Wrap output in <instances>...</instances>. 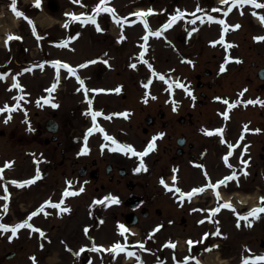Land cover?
<instances>
[{
	"label": "rangeland",
	"instance_id": "rangeland-1",
	"mask_svg": "<svg viewBox=\"0 0 264 264\" xmlns=\"http://www.w3.org/2000/svg\"><path fill=\"white\" fill-rule=\"evenodd\" d=\"M88 2H93L94 0H87ZM118 4L120 3V8H125L123 6H127L129 4L130 1H135V5L139 6L142 5V3L144 4V2L142 0H117ZM170 1V0H166ZM205 2H207L206 4L209 3V0H204ZM165 1H162L161 3H164ZM165 2V3H166ZM174 2H178V0H174ZM181 2H183V5L185 6L184 8H186L187 6H190V0H181ZM200 6L203 7V3L202 0H200ZM264 15V13H262ZM60 14L57 13V16H59ZM103 19L106 18V16H104L102 14L101 16ZM243 21V20H242ZM244 22V21H243ZM74 29H78L77 26L74 27ZM254 29V28H253ZM253 29H248V27L245 29V33L244 35L239 34L237 36L236 40L238 43H240V48L241 49L239 52L242 54H245L246 50L248 52V56H251V58L249 57V60H256L255 62L258 64V67H262L264 66V47L262 48H256L253 43L252 40V35H254V31H252ZM90 31L87 30V34L85 37H87ZM216 31L214 30H209V31H203L200 33V35L198 36V38H195L193 41L190 42V44H188L187 46H193L192 48L194 49L191 50V53L194 52V54H197L199 57L198 52L203 53L205 51L204 48H201V46L205 45L204 43L209 40L212 39L214 36H216ZM174 34V33H173ZM92 40H94L97 43V47L98 50L96 51V55L101 53V51H109L110 52V61H112L113 63H117L119 64V66H121L124 62H125V58L127 59V56L130 54L129 52L130 47L128 44L122 45L120 48L113 50V48L115 46H113L111 44V42L109 41V39H101V36H91ZM252 46V47H251ZM191 49V48H190ZM100 50V51H99ZM161 49H157L155 52L157 53V57H162V55L160 54ZM188 50V49H186ZM213 52V51H210ZM167 53V52H166ZM83 54V53H82ZM215 54V55H214ZM213 56H215V59H213ZM197 57V58H198ZM220 55H218V53H209V54H201L200 56V60L197 61H201L205 64V61H207L208 59L210 60V64H205V66H209L210 68H212L213 66H215L216 68V63H218V61L220 60ZM159 60V59H158ZM160 64H158L159 69L160 67L162 68L163 66L165 67V69L171 70L173 71L174 67L177 68V72L180 73L181 75L179 77H186L188 78V80L193 81V75L188 73L186 69H184V72H182V69L180 66L175 65V61L174 58L171 57L170 60L168 61V56L166 57V63L163 60H159ZM122 63V64H121ZM202 64V63H201ZM202 65H199L197 68H201ZM243 66L242 69H247L249 70V75L250 77L253 79L250 82H245L244 78L242 77L243 75V70L240 69V67ZM239 64H233L231 67H226L225 72H223L225 76L222 77V81L223 83L220 84V86L224 85L223 91L221 90H217V93L222 94V92H224L225 94L227 93H231L233 94V90H236L237 92L242 89V86L244 84L246 85H252L254 86L256 84V82L254 81L255 79V72H252L253 70H251V68L247 65L246 62H244V64L242 65ZM143 70H137L136 71V75L139 76L141 73H143ZM174 74V73H173ZM244 75H247L244 74ZM135 76V77H137ZM192 77V78H191ZM49 79V78H48ZM236 82L234 84V82ZM126 82V87L127 88V92L128 91H132L133 92V97L135 99H137L138 96L141 95L142 93V89L140 90V88L138 86H136V84L134 83V81H131V79H127L124 80ZM67 82V81H66ZM64 83V86H66L67 83ZM117 82V81H116ZM47 84V78L46 79H42L39 81V84L33 85V86H29V89L31 91H33L35 94L36 92L39 91V87L37 85H43L46 86ZM113 85V84H112ZM68 87H70V85H67ZM114 86V85H113ZM131 86V87H130ZM112 87V86H111ZM159 89L158 86L154 85L153 86V90L155 89ZM64 92H62L61 94H63ZM254 93V92H252ZM264 97V92L261 94ZM67 99H69L67 97ZM101 100V99H99ZM108 100V105L115 103V99H111L108 98L106 99ZM113 100V101H112ZM137 101V100H136ZM65 102H61V106L60 108H58V110L53 111V110H49V109H45L44 111H39L38 112V117L37 118H32L34 125H33V129L35 130L34 133L31 134V132H28L24 129L23 124H21L20 122H17L19 119H14L15 123L8 125V126H1L0 125V129H3L5 131L4 135L0 136V162L4 163V162H8V161H13L14 163V167H11V170L7 171V175L5 172V177L2 179V187L0 188V194H2L3 196H8L9 194H11V197L8 196L7 200H2L1 202L4 204H8L11 207H13L11 215L5 217V219L7 221H15L17 219H20L23 217V213H25L27 210H30L33 208V206H37L40 201L41 198L46 194L49 193L50 190V186L53 184L51 180V172H49V168L46 166L45 169L47 171V173L49 174L50 177L46 178V180L49 179V182L47 183H42L41 185L43 186V188H39V186L37 188H35L33 191L29 192V193H11L9 191L14 190L13 186H7V184L5 186H7V191H5V186L4 183L8 182L9 180H24L28 177H30L32 175V170L34 169V167L37 166L36 161H38L40 158L42 159V154H45V157L49 156L52 159V152H54L53 158H54V163L57 164L59 159H62V155L60 154V149L62 147H64L65 144L70 143L68 142L69 138L66 137V132H67V126H68V117L71 118V123L74 122L75 120L74 118H76L75 116V112H78L79 107L77 105V99L75 101H72L71 104L67 107H64ZM99 105H101L100 103H98ZM138 102H136L135 105V115H139L141 110L139 108ZM72 107V108H70ZM121 107L124 106H119L117 107L116 110L121 109ZM52 111V112H51ZM52 113H56V119L59 120L60 123V130L58 132V136H59V141H61L63 143L62 147L57 148L56 150H53L56 146L55 143H50L48 145H44L43 141L45 138L49 139V134L46 133L44 130H42V126L43 123L45 122V120H47V118L50 116V114ZM37 124L40 125L39 129H37ZM115 125L118 128L123 127L122 122L120 123H115ZM138 131V130H137ZM1 133V132H0ZM136 134L135 132H133L131 135ZM68 141H67V140ZM39 154V155H38ZM40 157H38V156ZM66 158L69 156V153H65L64 155ZM71 158V157H70ZM44 160V159H43ZM52 163H53V159H52ZM32 165V167H31ZM41 165V164H40ZM41 167H43L41 165ZM186 170V169H185ZM59 172L56 173L55 179L58 176ZM68 176H72L69 175ZM42 179H45L44 176L41 177ZM7 179V180H6ZM61 179V178H60ZM185 180H187L185 178ZM57 183L62 184V180H57ZM186 186H189L190 184H192L190 181H187ZM15 187L17 188V185L14 184ZM49 185V186H48ZM234 190V188H230L229 190L227 189L226 191L230 192ZM247 191H250V188H247ZM59 193H56L55 198L58 196ZM6 202V203H5ZM79 203V200H74L73 202H71V205L73 206V209H75V212L78 211L80 208H77ZM1 205V204H0ZM120 208L122 209V207L120 206ZM81 214H80V219H81V215H82V210ZM13 213V214H12ZM172 213H177L176 215H181L180 212H170V215H172ZM73 216H75V213L72 214ZM13 217V218H12ZM66 218V217H65ZM55 218L52 222L50 223H46V222H42V224H47V225H51V224H55V228L53 230V233H51V236L53 237V242L51 244L50 247V251H49V255L46 258H42V256L40 257V259L42 258V262L44 261L47 264H67L70 262V260L72 261L73 264H75L73 259H70L69 256H67V248L66 246L69 245V249L72 248H82L81 246H78L79 244H81V242L79 241L81 239H79L78 235H76V233L79 232V224H76V218L72 219L73 217H69V218ZM179 218V216H178ZM177 218V219H178ZM256 224L254 229L251 231L252 235H249L247 233H250L249 229H245L246 231L243 232V234H246L247 240L246 241H242V244H247L251 247L254 248H259L260 251L264 250V247H262L261 249V240L262 238L264 239V227H262L260 224L262 222H264V219L261 218L259 216V219L254 218L253 219ZM225 221V219H224ZM142 226L143 229H149L151 226H153V224L158 223V218L157 219H147V221H142ZM178 222V221H176ZM260 223V224H259ZM113 225V223H111V226ZM84 226V225H83ZM264 226V223H263ZM27 229L28 228H24V229H20L18 232L22 235V236H26L27 235ZM81 229V228H80ZM175 229H179L178 226ZM43 230V229H42ZM172 228H166L165 230H163L160 234L161 236H163V238L167 235H173L171 232ZM178 234V233H177ZM165 235V236H164ZM46 236V235H45ZM35 234L31 233L29 234L27 237H21L17 242L15 243H10V242H6V241H2L0 242V264H6L4 263V257H2L1 254H4L6 252H8L9 250L14 249L15 252L17 253V257L10 261L7 264H20V263H24V264H28L29 262L27 261V254L29 253H34L35 251ZM158 237H160L158 235ZM44 237H41V239H43ZM70 238V239H69ZM110 238V237H109ZM59 239H62L63 241L59 242ZM63 243V245H61ZM238 246H239V240L235 239V238H231L230 242H228L227 247L221 249L217 254L218 258H228L226 260H223L221 262H223L222 264H237L239 262V257H238ZM75 250V251H76ZM223 254V256H220L219 254ZM264 253V251H263ZM241 257V256H240ZM37 259H39L37 257ZM216 260L215 256H211L207 258L208 262H212V264H215L214 261ZM69 261V262H68ZM98 262V261H97ZM148 263H152V262H148ZM97 264V263H96ZM152 264H155L154 261ZM207 264H211V263H207Z\"/></svg>",
	"mask_w": 264,
	"mask_h": 264
},
{
	"label": "flooded vegetation",
	"instance_id": "flooded-vegetation-1",
	"mask_svg": "<svg viewBox=\"0 0 264 264\" xmlns=\"http://www.w3.org/2000/svg\"><path fill=\"white\" fill-rule=\"evenodd\" d=\"M199 87H203L201 83ZM201 95L203 96V93ZM179 106H183L182 101ZM199 107L201 108L196 109L194 113L183 108L178 109L175 113L168 109L156 108L150 114L149 126L141 125L142 122L140 121L136 127L141 133L152 131V135H159L160 139H164L163 154L168 157L170 163L174 162V166L183 165L184 158L187 157L188 163L186 165L197 167L193 150L197 149L199 137H203L201 130L205 127L204 119L208 117L209 111L208 107L203 105L202 102L199 103ZM85 111L84 109L81 119H79L80 124L74 126L68 120L66 137L69 138V141L66 140L70 143L65 144L60 149V154L63 158L59 159L58 163L55 164L54 152L51 154L53 159L51 167L53 177L59 171H63L64 165L67 164L62 176L70 174L79 177L80 183L85 189L84 193H120L119 187L126 189V186L129 188V193H140L147 188L149 186L147 175L139 177L134 170L136 168L135 159L121 154L118 150L113 151L112 149L115 145L111 143H106L100 152L98 147L102 141L97 135L93 133V135H89L87 139H90L87 141V145L90 151L82 154L85 134L89 129ZM136 127L134 124H127L124 129H116L114 136L121 144H133L134 142L130 141V139L131 136H134V134H131L135 132ZM161 133H163V136H160ZM83 136L84 139L82 138ZM51 138H53V135ZM203 138L205 139L203 145V153L205 154L212 148L215 141L210 137ZM57 143L58 147L63 146V143ZM56 149L55 147L53 150ZM65 153H69L67 158L64 156ZM166 175L167 166L162 167L161 170L159 169L157 176L160 179H165ZM127 201L130 202V205L142 202L141 199H137L136 203L131 199Z\"/></svg>",
	"mask_w": 264,
	"mask_h": 264
},
{
	"label": "snow or ice",
	"instance_id": "snow-or-ice-1",
	"mask_svg": "<svg viewBox=\"0 0 264 264\" xmlns=\"http://www.w3.org/2000/svg\"><path fill=\"white\" fill-rule=\"evenodd\" d=\"M81 0H74V3H80ZM221 3L223 4H228L229 3V0H220ZM35 3H36V6H41V0H35ZM107 4V0H100V4L96 6L95 8V12L96 13H100V12H105V11H108V12H111L113 13V17L116 19V23L117 24H120V19L118 17H116V14H115V9L113 8H109L106 6ZM237 4H239L241 7H243L244 5H247V4H251L253 6H255L256 8H264V4L262 3H259L258 0H232V7H235ZM11 9L12 11L16 14V16L18 17H24L26 20L29 19L26 14L23 12V11H19L17 9V4H16V0H13L12 4H11ZM199 10V9H198ZM153 10L152 9H149L148 12H152ZM66 15L68 16H71L74 20H79L81 21L82 23L84 24H87L89 22L91 23H94L96 24L97 26V30L98 31H103V29L100 28L99 24L97 23V20H96V17L95 16H84L83 14H81L80 16H77L75 13H66ZM137 15H140V16H146L147 13H144V12H138ZM183 12H177L176 15H173L171 17V19L169 20V22L165 23L163 26H162V29L161 30H158V31H155L153 32L149 25H148V21L147 19L144 20V26L145 28H148L149 31H148V34L145 35L143 37L144 41L146 42L149 38V36H160L162 34V30L163 29H167V28H170L173 23H175L176 21H178L182 16H183ZM194 15V13H193ZM215 17L213 16H208V20L209 21H212L214 20ZM259 19L261 21H264V15H260ZM196 21L193 20L192 23L194 24ZM221 24H225V21L224 20H220L219 21ZM29 23H31L33 25V31L35 32V24L33 21L29 20ZM65 27H67V24L65 25ZM235 27H240V25H235ZM227 26L225 27L224 31L227 32ZM193 31H195V29H193ZM37 36L39 37V34L37 33ZM22 39V37H14L13 35H9L8 36V40H12V39ZM73 39V37L69 36L67 38V40H65L60 46L63 47L65 44H67L69 41H71ZM123 39V38H122ZM255 39L257 41H264V35H261V36H257L255 37ZM230 47V45H228ZM148 44L145 43L143 45V49H144V52H147L148 51ZM106 55V54H105ZM141 58H143V53L141 54ZM229 60L232 59L231 56L228 57ZM96 61H88L87 64H91V63H95ZM104 63H108L107 60L104 61ZM145 63H147V61H145ZM52 64L53 66L57 69V72H56V77H55V81L53 82V84L51 85L50 89H48L49 92L51 91H54L58 85V82L60 80V72H59V69L61 68H64V69H67L68 73L70 74H73V75H76L77 76V79L79 80V83L81 86H85V80L80 78V76L77 74V69L75 67H73L71 64H68V63H64L60 60H55V61H52ZM43 65H41L42 67ZM87 65L86 64H82V65H79V67L83 68V67H86ZM151 67V65H149ZM133 68L136 67L135 64L132 65ZM29 69H25V71H28ZM225 70L224 67H221L220 71L223 72ZM153 71L155 72V70L153 69ZM159 75V74H157ZM0 78H6V74L5 73H0ZM160 79H164V76L163 75H160ZM177 84L178 87H181V88H184L185 85L179 83L178 81L175 82ZM147 87V85H145ZM13 88H17V87H21L20 86V82L19 80H17L13 85H12ZM80 89H77V91H79ZM21 91H23V89L21 88ZM84 91H85V96H86V99H87V102L89 105L92 104V99L91 98H88L87 97V93L89 91V89H87V87L85 86L84 87ZM91 91H97V92H101V91H105L104 89H92ZM117 91H119V89H117ZM247 89H244L241 93H240V96H243L244 95V92H246ZM18 101L19 99H23V97H18L17 98ZM193 99H195V97L193 96ZM216 99H222L221 97H216ZM46 103H52V99L49 98L48 100L45 101ZM224 103L225 104H228L229 105V109H231L232 107H235V103H229L228 100H224ZM243 103L245 104V106H247L248 104H260V105H264V100L262 99H252V100H247V101H243ZM18 106V105H17ZM52 106L53 107H59L58 104H54L52 103ZM4 111H8L9 115H8V119H11V112H12V108L11 107H8V106H5L3 108H0V113H3ZM85 114H90L91 115V118H92V121H93V127L92 128H89L88 129V134L91 135L93 131L95 130H99L100 132H103L104 133V137L106 140H109L111 141V143L113 145H115V147L112 149L113 151H120L124 154H129L131 153V155L133 156H139L141 157V163H140V166L135 168L134 170L136 172H139L141 171V169L143 168L144 170H147L146 169V165L143 163V157L146 156L149 152H151L155 147H156V144H155V140H156V137H153L152 139V142L148 143L147 145V148L144 150V151H137V149L131 145V144H121L114 136H111L109 135L102 127H100L97 123H96V118L98 116H103L104 113L102 111H95V110H92L91 108H89L87 110V112ZM114 115H124L126 116L127 113H116ZM223 115L225 117H227L228 113L227 112H224ZM109 119H111V117H107ZM249 129L247 128V126H245V131H248ZM216 131L218 132H223V129H217ZM255 131L259 132L260 129H255ZM211 134V133H209ZM160 136H163V133L160 134ZM229 147L231 148H235L236 145H230ZM248 148L247 146H245L244 148V151L247 152ZM90 149L87 145V136L85 137V144H84V148L82 150V154L83 153H87L89 152ZM232 153L229 152L227 155L224 156V160L226 163H228V156L231 155ZM241 161H242V164L245 166V174H247V165L249 163V161L247 160H243V157H241ZM37 165H39L40 161H36ZM8 165H5V167H7ZM228 167H232V165L229 163L228 164ZM174 171H178V170H174ZM3 175V168H0V176ZM41 175L40 171H39V167H37V177H39ZM207 175V173H206ZM174 180L176 179V177L173 178ZM237 180L239 179L238 177V173L233 171L230 175H227L225 177H223L222 179L218 180L214 185L211 183V178L209 177V184H208V187H214L216 189H218L220 187V185H227V183L229 181H232V180ZM32 181L30 180H24V181H19V180H13L12 183L13 184H16V185H19V186H24L26 184H30ZM161 184L164 185L165 188H168L169 190H171V187L169 185L168 182L165 181L164 178H161ZM68 184V189L65 190L63 196L66 198L68 196H71V195H76L78 194L76 191H71V185H72V181H68L67 182ZM85 189L83 187H81L78 191L80 193H82ZM5 191H7V187L5 186ZM205 191V187H195L193 188L191 191H187V192H184L182 191L181 188L179 187H176L175 188V192L176 193H179L180 194V198L183 199L185 196H187L189 199H191L195 194L197 193H202ZM10 195V194H9ZM216 195H217V198L219 199L220 198V193L219 191L216 192ZM4 200H7L8 199V196H4V197H0ZM260 200V205L259 206H256V207H253L250 211L246 212L245 214H241L239 212H237V216L240 218V220H248L249 221V226H251V221L249 220L250 217H256L257 219H259V214L261 213H264V196H261L259 198ZM105 201H110V202H113V203H119V198L116 197V196H113V195H106L105 197H103V199H97L95 201V203L97 204H102L104 203ZM64 204V199L62 198L61 201L59 202H53L51 198H49V200L45 201V205H50L52 208H59L61 212H67V211H70V209L68 207H62V205ZM45 205H42L37 211H33L27 219H25L23 222H20V223H16V224H9V223H4L3 222V216L0 215V230H3V232L7 233V232H11L12 234V238H14L18 231L20 229H24V228H29V229H32L33 231H36V232H39L40 236L41 237H44L45 236V232L36 227L35 225H33L31 223V220H32V217L36 216L38 214V212H43L45 210ZM4 209H5V213L7 211V208H8V205L7 204H4ZM228 208V209H232L235 211V205L232 203V202H226L224 203L223 205H220L218 204V206L214 209H210V210H206V209H201V211H210L211 212V216H208V217H205V219H209L211 220V218L213 216H215L217 213H219L221 211V208ZM195 211V209H194ZM204 220H201L200 223H203ZM217 224L219 223L218 221L216 222ZM238 226L239 225V221H238ZM120 230L121 232H125L127 231V229H125V226L123 224H121L120 226ZM162 227V226H160ZM159 230V228H157V231ZM89 231L88 228H85V232L87 233ZM208 233H205L204 234V237L203 239H207L208 238ZM215 235H221V232H220V229L219 227H217V230L215 232ZM125 239H127V237H125ZM189 246L191 245H194V244H197L199 243V241H194V240H191L189 239L188 242ZM169 244H171V247L174 249L176 247V244L175 243H172L171 241H169ZM142 248L144 247L143 244L140 245ZM167 246V245H166ZM41 247H43V245H41ZM87 247V246H85ZM101 246H97L95 245V243L93 242V246H92V250L93 251H99ZM85 249L84 248H81L80 251L78 252H75L74 255H76L77 257L80 256V254L84 251ZM127 250V245L124 244V243H120V242H116L114 243L110 248H105L104 251L106 252H114V253H120L122 251H126ZM69 251H71V249H69ZM248 252H251V249H247ZM128 255L129 256H133L135 255L134 252H128ZM175 259V256L173 257ZM193 257H185L184 258V261H183V264H188V261L190 259H192ZM32 259L35 261L36 260V257L33 256ZM137 259L139 260V257H137ZM89 264H91V262H89ZM139 264H143V261L142 260H139ZM176 264H181V261L177 260L176 261ZM241 264H264V253H261V254H258V255H250V256H244L242 258V262Z\"/></svg>",
	"mask_w": 264,
	"mask_h": 264
},
{
	"label": "bare ground",
	"instance_id": "bare-ground-1",
	"mask_svg": "<svg viewBox=\"0 0 264 264\" xmlns=\"http://www.w3.org/2000/svg\"><path fill=\"white\" fill-rule=\"evenodd\" d=\"M218 2H220V0H218ZM239 198V197H238ZM253 200V202H252V204H254V199H252Z\"/></svg>",
	"mask_w": 264,
	"mask_h": 264
}]
</instances>
